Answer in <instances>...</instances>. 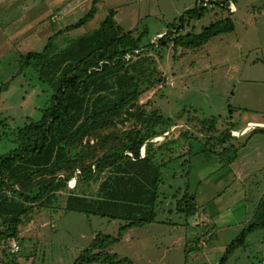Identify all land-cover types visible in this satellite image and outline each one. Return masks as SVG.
I'll return each mask as SVG.
<instances>
[{
  "label": "rangeland",
  "instance_id": "obj_1",
  "mask_svg": "<svg viewBox=\"0 0 264 264\" xmlns=\"http://www.w3.org/2000/svg\"><path fill=\"white\" fill-rule=\"evenodd\" d=\"M95 1L94 20L64 33L56 42L58 49L93 34L111 10L116 12L118 24L136 37L147 29L143 46L148 45L202 0H0V156L13 148L9 133L28 120L39 121L52 97V89L41 83L32 69L22 68V57L41 52L51 36L76 24ZM231 4L237 12L231 10ZM229 5L210 9L203 19L192 21L186 33L192 28L200 33L228 16L236 24L233 33L215 37L197 50L175 51L170 47L163 53L148 52L154 60V73L150 82L141 86L143 95L137 105H147L148 112L181 123L172 128L174 138L186 127L190 116L217 119L220 134L230 128V123L242 129L250 121L264 122V0H234ZM102 94L110 100L117 97L115 89ZM185 110L184 118L179 119ZM133 124H118L103 134H121ZM193 124L190 126L198 131V121ZM257 129L252 137L247 132L228 142L227 146L240 147L237 159L229 166L214 153H201L206 140L199 136L202 142L194 143L197 155L191 161L190 177L184 176L178 165L163 171L166 180L160 187L157 207L160 223L128 231L122 243L111 247L112 253L129 258L131 264H218L226 248L253 221L264 193V135L259 133L264 128ZM222 149L218 146L213 152ZM108 174L86 184L69 182L68 190L37 205L31 221L51 225L37 231V245L32 242L35 238L26 233L30 222L20 227L23 240L17 242L22 263L32 257L27 264H74L96 234L117 235L123 223L64 211L70 193L96 199ZM187 184L201 209L190 219L176 211ZM219 216L220 224L216 226L214 221ZM223 219L230 223H223ZM197 243L200 248H196ZM228 264H264V230L252 234L246 248L239 249Z\"/></svg>",
  "mask_w": 264,
  "mask_h": 264
},
{
  "label": "trees",
  "instance_id": "obj_2",
  "mask_svg": "<svg viewBox=\"0 0 264 264\" xmlns=\"http://www.w3.org/2000/svg\"><path fill=\"white\" fill-rule=\"evenodd\" d=\"M230 1L234 0L196 3L157 41L144 46L147 29L136 37L133 31L127 32L118 24L116 12L111 10L93 34L71 40L58 49L56 42L64 33L94 20L95 1L76 24L51 36L41 52L22 57V68L32 69L37 79L52 89V97L39 121L28 120L9 133L13 148L0 156V264H27L31 260L32 257L22 263L20 253L11 252L10 243L22 242L20 227L31 222L37 205L51 201L59 191L68 190L67 184L73 178L86 184L106 172L109 174L96 199L70 193L64 211L124 225L116 236L98 233L74 264H131L129 258L111 253L110 248L122 243L129 230L160 223L157 207L160 187L165 185V169L178 165L184 176L190 177L191 161L197 155L194 143L202 142L200 137L206 140L201 153H214L225 166L237 159L240 147L227 146L234 139L233 123L220 134L217 119L199 120L190 116L184 123L186 127L174 138L172 128L181 123L174 124L157 112H148L147 105H137L143 95L141 86L150 82L154 73L149 50L160 53L170 47L175 51L197 50L215 37L233 33L236 26L230 16L211 23L200 33L194 28L186 33L192 21L203 19L210 9L229 7ZM110 89L116 91L115 100L102 94ZM186 112L182 111L179 119ZM129 121L134 122L133 126L121 134L112 131L103 134ZM196 121L200 124L198 131L190 126ZM168 132L163 141H150ZM218 146L223 149L213 152ZM200 210L187 184L176 203V211L190 219ZM261 230H264V194L253 221L226 248L218 264H228L239 249L246 248L247 239ZM196 248H200L199 243Z\"/></svg>",
  "mask_w": 264,
  "mask_h": 264
},
{
  "label": "crops",
  "instance_id": "obj_3",
  "mask_svg": "<svg viewBox=\"0 0 264 264\" xmlns=\"http://www.w3.org/2000/svg\"><path fill=\"white\" fill-rule=\"evenodd\" d=\"M234 11H236L237 12V9H236V7L234 6ZM235 26H236V24H235ZM250 27V26H249ZM257 128H264V122H261V121H250V122H248L247 123V126H245L244 128H242V129H235L234 131L235 132H237L238 133V135H234V137H237V136H241V135H245V134H247V132H248V134L250 133H252L253 131H256V130H258ZM255 129V130H254ZM261 135H264V133H261ZM236 176V175H235ZM238 180V179H237ZM264 194V193H263ZM217 220H215L214 221V225H216V226H218L220 223H219V221H220V216L219 217H217L216 218ZM229 219V218H228ZM228 219H223V223H230L229 221H227ZM162 224H165L164 222H162ZM171 224V223H170ZM49 226V225H51L50 224V222H45V223H40V224H37V223H35V222H33V221H31L28 225H27V227H26V233L27 234H29V235H31V238H35V240H33L32 242H33V244H34V242H35V244L37 245V244H40V241H39V239H38V233H37V231L39 230H41V229H43L44 227H46V226ZM153 225H155V224H153ZM150 226H152V225H150ZM147 227H149V226H147ZM145 228V227H144ZM138 229H140V228H138ZM132 230V229H131ZM130 231V230H129ZM127 234V233H126ZM125 234V235H126ZM95 235V234H94ZM97 235V234H96ZM95 235V236H96ZM95 236H94V238H95ZM23 238V236L21 235V232H20V238ZM93 238V239H94ZM124 239H125V237H124ZM38 240V241H37ZM203 243V242H202ZM119 245V244H118ZM115 246V245H114ZM110 250H111V248H110ZM21 251V250H20ZM111 253H112V250H111ZM32 256H33V254H31ZM30 255V256H31Z\"/></svg>",
  "mask_w": 264,
  "mask_h": 264
},
{
  "label": "built area",
  "instance_id": "obj_4",
  "mask_svg": "<svg viewBox=\"0 0 264 264\" xmlns=\"http://www.w3.org/2000/svg\"><path fill=\"white\" fill-rule=\"evenodd\" d=\"M231 5H232V8H233V9H231V10H234V9H235V8H234V5H233V4H231ZM232 134H233V135H238V134H236L235 131H232ZM144 154H145V149L142 150V157H144ZM73 182H76V178L74 179V181H73V180L70 181V183H73ZM10 248H11L10 250H11L12 253H19V252H20V246H19L18 242L15 241V240H13V241L10 243Z\"/></svg>",
  "mask_w": 264,
  "mask_h": 264
},
{
  "label": "water",
  "instance_id": "obj_5",
  "mask_svg": "<svg viewBox=\"0 0 264 264\" xmlns=\"http://www.w3.org/2000/svg\"><path fill=\"white\" fill-rule=\"evenodd\" d=\"M170 132L164 134L163 136H160V137H156L152 140H150L151 142H156V141H159L160 139H164Z\"/></svg>",
  "mask_w": 264,
  "mask_h": 264
},
{
  "label": "bare ground",
  "instance_id": "obj_6",
  "mask_svg": "<svg viewBox=\"0 0 264 264\" xmlns=\"http://www.w3.org/2000/svg\"><path fill=\"white\" fill-rule=\"evenodd\" d=\"M237 133V132H236Z\"/></svg>",
  "mask_w": 264,
  "mask_h": 264
}]
</instances>
